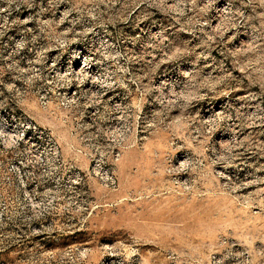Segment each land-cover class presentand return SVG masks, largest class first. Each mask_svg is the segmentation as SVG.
<instances>
[{
  "label": "rangeland",
  "instance_id": "rangeland-1",
  "mask_svg": "<svg viewBox=\"0 0 264 264\" xmlns=\"http://www.w3.org/2000/svg\"><path fill=\"white\" fill-rule=\"evenodd\" d=\"M91 44L119 82L143 61L146 125L117 189L83 178L74 211L32 208L2 152L0 264H264V0H0V112L50 129L83 174L99 132L38 100Z\"/></svg>",
  "mask_w": 264,
  "mask_h": 264
},
{
  "label": "built area",
  "instance_id": "built-area-1",
  "mask_svg": "<svg viewBox=\"0 0 264 264\" xmlns=\"http://www.w3.org/2000/svg\"><path fill=\"white\" fill-rule=\"evenodd\" d=\"M71 53L63 62L62 70L45 74L40 80L46 89L40 92L38 104L46 109L48 98L53 96L58 109L82 113L85 121L79 123L80 127L99 132L98 140L92 144L96 150L88 155L86 174L63 156L50 129L12 110L0 112V154H11L9 170L17 187L33 200L30 201L32 208L42 206L43 212L55 201L62 203L67 211L81 209L79 188L85 177L115 191L117 182L112 168L120 160L123 150L128 148L132 132H141L146 125L141 118V103L146 97L145 74L139 64L143 61L119 65L118 72L127 76L119 82L108 75L109 67H103L95 45L82 49L74 47ZM72 57L75 58L74 68L82 66L86 57L96 62L95 94L83 92L81 85L84 83L77 78L63 76L65 67L71 66ZM150 59L157 62L160 57L151 55L148 61ZM100 70L106 73L105 76H101ZM156 84L152 88L154 91H157ZM69 149L79 152L73 143L69 144Z\"/></svg>",
  "mask_w": 264,
  "mask_h": 264
},
{
  "label": "bare ground",
  "instance_id": "bare-ground-1",
  "mask_svg": "<svg viewBox=\"0 0 264 264\" xmlns=\"http://www.w3.org/2000/svg\"><path fill=\"white\" fill-rule=\"evenodd\" d=\"M70 60L72 61L71 66L65 67L64 72L62 73L63 76L77 78L80 83H84V85H81V90L83 92L89 93L90 95L95 94L96 83L98 80L96 74V64L90 60H85L82 66L74 68L75 58ZM82 69L88 73V76L83 73H79Z\"/></svg>",
  "mask_w": 264,
  "mask_h": 264
}]
</instances>
